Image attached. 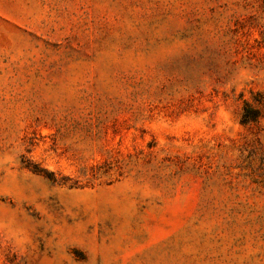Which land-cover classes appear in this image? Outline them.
<instances>
[{
    "label": "rangeland",
    "instance_id": "rangeland-1",
    "mask_svg": "<svg viewBox=\"0 0 264 264\" xmlns=\"http://www.w3.org/2000/svg\"><path fill=\"white\" fill-rule=\"evenodd\" d=\"M0 264H264V0H0Z\"/></svg>",
    "mask_w": 264,
    "mask_h": 264
},
{
    "label": "trees",
    "instance_id": "trees-1",
    "mask_svg": "<svg viewBox=\"0 0 264 264\" xmlns=\"http://www.w3.org/2000/svg\"><path fill=\"white\" fill-rule=\"evenodd\" d=\"M257 117H258L257 112L254 115L251 114V116H250V114H248V109H245V112L242 116V124H246V123H248V121H250V119H255Z\"/></svg>",
    "mask_w": 264,
    "mask_h": 264
}]
</instances>
